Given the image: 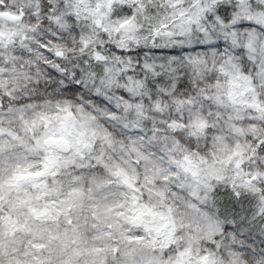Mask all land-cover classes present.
Returning a JSON list of instances; mask_svg holds the SVG:
<instances>
[{"label":"snow or ice","instance_id":"snow-or-ice-1","mask_svg":"<svg viewBox=\"0 0 264 264\" xmlns=\"http://www.w3.org/2000/svg\"><path fill=\"white\" fill-rule=\"evenodd\" d=\"M0 264H264V0H0Z\"/></svg>","mask_w":264,"mask_h":264}]
</instances>
